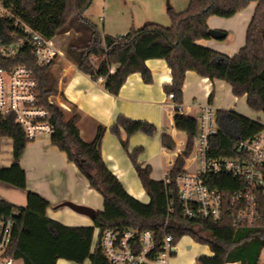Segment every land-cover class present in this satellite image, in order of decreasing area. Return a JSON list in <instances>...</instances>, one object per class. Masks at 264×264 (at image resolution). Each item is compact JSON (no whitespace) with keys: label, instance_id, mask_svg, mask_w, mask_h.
Returning a JSON list of instances; mask_svg holds the SVG:
<instances>
[{"label":"trees","instance_id":"1","mask_svg":"<svg viewBox=\"0 0 264 264\" xmlns=\"http://www.w3.org/2000/svg\"><path fill=\"white\" fill-rule=\"evenodd\" d=\"M94 0H5L14 14L48 39L71 30L79 33L67 47L68 56L79 70L94 80L104 78L105 88L117 95L129 75L140 72L146 83L153 81L147 60L165 59L172 69L173 82L167 92H174L175 100L182 102L183 86L189 70L210 80L228 82L236 96H247L251 109L264 113V0H190L186 9L177 12L169 9L171 25L147 22L139 28H131L122 35L105 33L97 23L86 16ZM257 2L253 18L248 26L245 45L234 55L216 51L198 44V40L210 38L208 19L211 16L233 17L251 2ZM19 29L11 19L0 16V39L10 41ZM4 65L24 64L36 67L33 49L27 45L12 60L0 56ZM51 66L38 67L39 95L41 103L48 108L54 126L51 139L54 145L65 151L76 163L92 188L104 198V210L98 211L93 225L70 226L48 216L51 203L41 194L29 191L28 204L17 206L0 200V219L13 218L12 240L7 253L24 264H59L61 258L90 264H113L94 242L96 229L107 228L140 230L151 229L159 238L168 232L179 241L190 235L196 242L209 245L213 255H201L199 264H259L264 250V221L253 225H235L229 217L218 222L193 220L180 211L168 217L167 195L164 179L151 175V165L139 162L143 147L129 150L128 137L143 132L153 135L157 131L154 123L135 120L120 115L111 131L122 139L123 147L135 166L143 187L150 197L143 202L131 195L122 181L113 173L103 159L101 144L105 127L100 126L95 139L83 142L78 126V115L67 116L64 109L49 102V95L57 92L55 76ZM218 131L211 138V150L215 156L235 155V145L253 136L263 123L232 109L216 110ZM177 129L187 133L185 150L176 159L170 171L174 177L185 169V157L193 148L198 132V119L178 113L175 117ZM4 136L13 138L14 163L0 167V180L17 187H27V176L21 165V156L29 142L24 128L14 115L0 113V150ZM165 147L174 150V138L162 136ZM217 186L230 194L235 186L231 175L216 176Z\"/></svg>","mask_w":264,"mask_h":264},{"label":"crops","instance_id":"2","mask_svg":"<svg viewBox=\"0 0 264 264\" xmlns=\"http://www.w3.org/2000/svg\"><path fill=\"white\" fill-rule=\"evenodd\" d=\"M172 1L177 12L186 9L190 3V0H185V4L179 0ZM256 7L257 2L253 1L233 17L216 15L209 17V28L222 30L226 35L221 39L213 37L200 39L198 44L229 56L236 55L246 43L248 26ZM103 8L112 16L108 20L104 12L99 16L98 21L103 24L104 32L112 35H122L131 28H136L137 24L156 21L166 10L162 0L138 2L104 0ZM170 8L167 10L168 14ZM162 23L169 24L167 20H162ZM77 35L78 32L71 30L52 38L53 45L64 54L52 64V67H57V90L61 91L62 97L78 115V126L83 142H92L99 127H105L101 144L104 161L122 181L128 192L143 202H149L150 197L143 187L129 153L123 147L121 140L127 139V135L122 131L120 138L111 131V127L120 115L135 120H147L156 125L157 131L153 135L138 132L128 137V146L130 151L143 147L139 162L144 166L151 165V175L157 180L164 179L166 173L173 169L176 159L187 146V133L177 129L175 125V117L178 113L198 119L203 106L211 104L216 110L232 109L264 124L260 116H257L262 112L250 108L246 95L236 96L228 82L218 79L212 81L193 70L186 73L183 99L180 108L176 107L175 101L168 97L169 92H167V86L173 82L172 69L165 59L160 58L147 60L153 75L151 83H146L142 74L135 72L129 75L117 95L112 94L105 88L104 80H94L83 73L78 69L76 62L68 56V43ZM64 36L70 38L66 39ZM165 133L174 138L176 142L174 150L163 145L162 136ZM182 134L186 139L180 137ZM14 160L13 138L4 136L1 139L0 167H10ZM20 162L26 172L27 187H17L0 180V200L25 207L28 204L29 191H35L51 203L47 210L48 216L70 226L93 225L94 220L68 206H62L61 203L64 201L87 205L97 212L104 210L103 196L90 186L87 178L76 163L69 159L67 153L53 144L51 135L42 134L29 140ZM185 169L189 170L187 161ZM195 243L192 241L193 246ZM178 245V250L185 252L182 244ZM213 254L209 245H206V251L199 254L196 260L193 258L190 263L199 264V256ZM90 263V260L84 262V264ZM231 263L240 264V262L227 264ZM14 264H24V262L17 259ZM59 264L77 263L61 258Z\"/></svg>","mask_w":264,"mask_h":264},{"label":"built area","instance_id":"3","mask_svg":"<svg viewBox=\"0 0 264 264\" xmlns=\"http://www.w3.org/2000/svg\"><path fill=\"white\" fill-rule=\"evenodd\" d=\"M0 16L11 19L19 29L10 41L0 39V56L12 60L29 45L36 63V67L0 63V113L14 115L29 140L42 134L51 135L54 126L48 108L41 103L37 68L53 64L64 54L53 45L52 39L17 17L6 6L5 0H0ZM99 79L104 80L103 77ZM168 97L180 108L181 102L175 100L174 92ZM48 99L64 110L73 111L59 90ZM217 131L216 109L205 104L198 118V132L191 152L196 155L195 169L184 167L185 170L174 177L169 171L164 178L168 217L180 211L184 217L193 220L218 222L229 217L235 225L264 221V125L253 136L240 140L233 156L213 155L211 138ZM222 174L235 178V189L230 194L216 184V176ZM13 224L12 216L0 219V264L16 261L14 255L7 253ZM96 230V244L113 264H171L179 247L174 235L168 232L159 238L151 229Z\"/></svg>","mask_w":264,"mask_h":264},{"label":"rangeland","instance_id":"4","mask_svg":"<svg viewBox=\"0 0 264 264\" xmlns=\"http://www.w3.org/2000/svg\"><path fill=\"white\" fill-rule=\"evenodd\" d=\"M103 1L104 0H94L92 5H91V7L86 12V16L89 19L93 20L95 23H97L102 30H103V24L100 23L98 21V19H99V16L103 15L104 12H105V9L103 8ZM128 1H130V2H138L139 0H128ZM162 1H163V4L166 7L165 13H163L162 16H159V19H157L156 21H151V22H157V23L165 25L164 23H162V20H167L169 22V24L166 25V26H169V25H171V17L168 14L167 10H168V8H170L169 5H171V7L174 9L173 1L172 0H162ZM179 1L182 2L183 4L186 3L185 0H179ZM175 2H177V1H175ZM105 15L107 16L108 20L112 16V14L110 12L109 13L105 12ZM114 17H116V16H114ZM143 25H144V23L137 24L136 28H139V27H141ZM64 37L66 39L70 38L69 36H64ZM68 60L69 59L66 56V61H68ZM51 71H52L53 75L55 76L56 83H58V75L56 73L57 67L55 68V67L51 66ZM65 112H66L67 116L72 115L74 113V111H68V110H65ZM257 116H260L261 120L264 121V113L263 112L260 115H257ZM180 137H184V139H186V136L184 134L180 135ZM195 159H196V155L194 153H192L189 156L188 161H187V162L190 161L189 170H194L195 169V166H196ZM97 238H98V231L96 230L95 237H94V242L95 243L97 242ZM192 241L194 242L195 240L190 235H184L183 237L180 238L178 243L180 244V246L182 244L185 252H181V251L178 250L177 253L174 255L173 259L171 260V264H183L185 262L190 263V261L193 258L196 260V257L199 254H203V252L206 251V245L205 244H202V243H199V242L195 241L196 243L193 246L192 245ZM77 264H84V263H77ZM190 264H197V263H190ZM259 264H264V250L262 251Z\"/></svg>","mask_w":264,"mask_h":264},{"label":"water","instance_id":"5","mask_svg":"<svg viewBox=\"0 0 264 264\" xmlns=\"http://www.w3.org/2000/svg\"><path fill=\"white\" fill-rule=\"evenodd\" d=\"M169 7H171V5H169ZM208 34L210 37H213L215 39H221L226 35V33L222 30L211 29V28L208 30ZM61 205L68 206L78 213L89 216L93 220L96 218L97 215V210L87 205L77 204L72 201H64L63 203H61Z\"/></svg>","mask_w":264,"mask_h":264}]
</instances>
